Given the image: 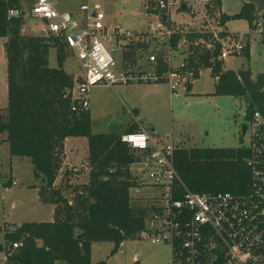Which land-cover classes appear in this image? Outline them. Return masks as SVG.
Wrapping results in <instances>:
<instances>
[{
  "label": "built area",
  "instance_id": "obj_1",
  "mask_svg": "<svg viewBox=\"0 0 264 264\" xmlns=\"http://www.w3.org/2000/svg\"><path fill=\"white\" fill-rule=\"evenodd\" d=\"M94 1L83 2L79 13L59 9L56 0H23L22 7L8 11L9 18L24 17L23 35L61 40L80 62L81 72L65 92L78 114L90 108L94 87L166 84L170 97L178 98L188 94L187 88L200 75L201 53H210L213 62L221 63L243 55L252 44L264 47V8L246 32L237 34L223 28L216 0H152L158 22L132 30L109 19ZM174 9L199 15L203 25L171 24ZM217 41L221 48L214 56ZM244 125L249 143L241 147L249 151L251 182L249 191L242 193L193 192L182 184L175 166V152L183 145L172 139L157 141L142 129L121 134L138 155L130 166L136 180L133 188L149 191L140 238L168 246L171 264H264V112L254 110ZM22 246L16 241L9 249ZM0 248L7 260L5 246Z\"/></svg>",
  "mask_w": 264,
  "mask_h": 264
},
{
  "label": "trees",
  "instance_id": "obj_2",
  "mask_svg": "<svg viewBox=\"0 0 264 264\" xmlns=\"http://www.w3.org/2000/svg\"><path fill=\"white\" fill-rule=\"evenodd\" d=\"M22 5L23 0H0V37L5 38L9 93L8 106L0 108V136L6 135L12 156L31 158L34 173L44 184L41 193L56 210L53 221L26 222L6 235L10 242H23L7 264H93L95 242L112 241L118 248L122 241L139 239L145 226L148 207L134 206L131 194L136 180L130 166L138 155L121 140L122 133L140 130L139 123L124 131L114 127L115 131L95 134L90 114L71 110L65 92L75 76L64 65L72 51L55 40L58 64L50 66L51 43L23 35L24 17H8L9 9ZM254 10L244 3L233 18L252 22ZM230 18L223 14L221 23ZM200 60L219 79L216 93L245 99L248 118L254 110L264 112V73L254 78L250 69L224 71L206 52L200 54ZM69 137L88 140L89 181L80 185L72 200L55 185ZM248 156L249 151L241 146L183 147L175 152L174 161L182 184L193 192L242 193L250 189ZM71 172L79 175L75 168Z\"/></svg>",
  "mask_w": 264,
  "mask_h": 264
},
{
  "label": "rangeland",
  "instance_id": "obj_3",
  "mask_svg": "<svg viewBox=\"0 0 264 264\" xmlns=\"http://www.w3.org/2000/svg\"><path fill=\"white\" fill-rule=\"evenodd\" d=\"M58 8L79 13L80 5L87 0H56ZM107 17L132 30L147 29L158 22L152 0H96ZM217 8L231 18L223 24L228 32L244 33L250 28V20L233 18L243 6V0H216ZM147 12L141 11L142 7ZM173 25L199 28L203 20L190 11L174 9L169 17ZM49 65L57 66V51L52 40ZM263 51L259 55V50ZM5 38L0 37V104L8 106V77ZM224 71L240 72L250 69L254 78L264 73V47L252 44L249 56H230L221 61ZM64 68L72 75L81 72L80 62L72 53ZM216 77L210 67L203 66L200 76L192 83V89L181 97H170L166 84H117L97 86L90 90V114L92 131L106 133L117 127L123 131L132 123H139L157 141L172 139L184 147L230 148L248 145L249 134L242 136L241 126L248 121L246 100L216 93ZM129 110L134 111L130 113ZM171 135V137H170ZM4 136V135H3ZM0 136V246H5L8 259L15 251L6 235L14 233L13 227L26 222H46L55 219L56 205L45 200L41 190L44 184L34 173L29 157L12 156L10 144ZM77 168L79 175L71 172ZM88 140L78 137L65 141L63 164L57 178L56 188H61L68 200L77 194L80 185L89 181ZM148 189L141 192L131 189L133 205H147ZM79 229H77V232ZM117 249L114 251V249ZM121 249L123 251H121ZM5 251L0 248V264H7ZM171 250L146 239L125 240L123 247L112 241L95 242L92 246V262L97 264H171Z\"/></svg>",
  "mask_w": 264,
  "mask_h": 264
},
{
  "label": "water",
  "instance_id": "obj_4",
  "mask_svg": "<svg viewBox=\"0 0 264 264\" xmlns=\"http://www.w3.org/2000/svg\"><path fill=\"white\" fill-rule=\"evenodd\" d=\"M244 3L246 4H251L254 6L255 10H254V16L257 17L259 11L264 8V0H243ZM141 11L143 12H147V9L143 6ZM167 17L164 16V19H166ZM221 48V42L220 41H217V44H216V49L214 51V56H217L218 55V52ZM188 92L191 90V86H189L187 88ZM112 131H115V128H112L111 129ZM245 131H246V125H242L241 127V132L242 134L244 135L245 134Z\"/></svg>",
  "mask_w": 264,
  "mask_h": 264
},
{
  "label": "crops",
  "instance_id": "obj_5",
  "mask_svg": "<svg viewBox=\"0 0 264 264\" xmlns=\"http://www.w3.org/2000/svg\"><path fill=\"white\" fill-rule=\"evenodd\" d=\"M251 48H252V45H251V47H250V49L248 50L249 51V55H250V53H251ZM263 54V51L260 49L259 50V55H262ZM243 55H245V54H243ZM200 76V75H199ZM198 76V77H199ZM216 81H218V79L216 78ZM191 89H192V85H191ZM191 91V90H190ZM189 91V92H190ZM188 92V93H189ZM0 108H5L4 106H2L1 104H0ZM134 114H135V112L134 111H132ZM244 125V124H243ZM242 127V126H241ZM3 136V135H2ZM3 138H4V140H6V135H4L3 136ZM78 137H69V138H67L66 139V141H73V139H77ZM75 170L77 171V168H75ZM53 221V220H52Z\"/></svg>",
  "mask_w": 264,
  "mask_h": 264
},
{
  "label": "bare ground",
  "instance_id": "obj_6",
  "mask_svg": "<svg viewBox=\"0 0 264 264\" xmlns=\"http://www.w3.org/2000/svg\"><path fill=\"white\" fill-rule=\"evenodd\" d=\"M225 15V14H224ZM219 80V79H218Z\"/></svg>",
  "mask_w": 264,
  "mask_h": 264
}]
</instances>
